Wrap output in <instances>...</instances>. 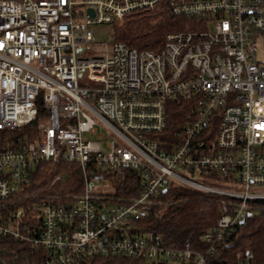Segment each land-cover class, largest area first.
Listing matches in <instances>:
<instances>
[{"label": "built area", "instance_id": "obj_1", "mask_svg": "<svg viewBox=\"0 0 264 264\" xmlns=\"http://www.w3.org/2000/svg\"><path fill=\"white\" fill-rule=\"evenodd\" d=\"M160 6L195 28L169 32L157 52L97 43L87 27ZM260 33L264 0H0V131L38 123L34 140L0 147V236L46 250L43 264L94 255L258 264L251 252L214 259L236 225L264 211ZM171 102L188 107L175 136L166 131ZM58 160L77 164L80 191L24 193L39 163ZM126 171L138 173L136 197L97 190ZM171 184L220 197L202 249L135 231Z\"/></svg>", "mask_w": 264, "mask_h": 264}, {"label": "trees", "instance_id": "obj_2", "mask_svg": "<svg viewBox=\"0 0 264 264\" xmlns=\"http://www.w3.org/2000/svg\"><path fill=\"white\" fill-rule=\"evenodd\" d=\"M152 10V11H150ZM134 11L115 25L112 41H121L137 50L157 52L164 45L169 32L192 30L194 19L171 16L163 7ZM187 104L171 102L168 107L167 129L175 136L185 120ZM37 121L11 131H0V147L10 143L34 140ZM56 175L61 179L51 184ZM31 184L24 193H37L59 198L80 191L82 176L75 163L58 160L39 163L32 173ZM115 197H136L140 191L138 173L124 172L122 179L113 180ZM26 201L22 202L23 205ZM221 215L220 197L186 186L171 184L165 192L155 197V202L144 210L135 222V231H153L165 241L188 239L193 247L203 248V233L213 226ZM251 252L255 262L264 264V211L250 212L245 222L236 225L226 243L219 246L215 262L233 261L237 253ZM48 258L46 250L33 248L26 243L0 236V264H43ZM145 261L120 255H94L85 264H144Z\"/></svg>", "mask_w": 264, "mask_h": 264}, {"label": "rangeland", "instance_id": "obj_3", "mask_svg": "<svg viewBox=\"0 0 264 264\" xmlns=\"http://www.w3.org/2000/svg\"><path fill=\"white\" fill-rule=\"evenodd\" d=\"M148 10L149 9L144 10V13H149L150 11H152V10L150 11ZM121 21L122 20H116L113 24H109V23L91 24L88 25L87 27L91 31L92 36L94 37L97 43H103V42L107 43L110 42V40H112L113 38L112 35L115 33V25ZM254 42H255L254 47L256 49V56L260 64L264 66V33L258 34ZM96 188L99 192L103 191L106 193H110L113 191L114 187L110 185H102L101 183H99V181H97ZM144 264H155V263H152L151 261H146Z\"/></svg>", "mask_w": 264, "mask_h": 264}, {"label": "water", "instance_id": "obj_4", "mask_svg": "<svg viewBox=\"0 0 264 264\" xmlns=\"http://www.w3.org/2000/svg\"><path fill=\"white\" fill-rule=\"evenodd\" d=\"M89 12H90V14L92 15V11L90 10ZM163 192H165V190H164ZM243 222H244V221H241L240 223H243Z\"/></svg>", "mask_w": 264, "mask_h": 264}]
</instances>
